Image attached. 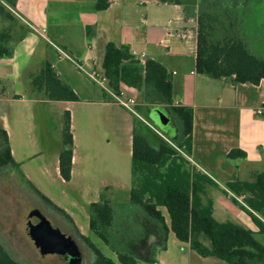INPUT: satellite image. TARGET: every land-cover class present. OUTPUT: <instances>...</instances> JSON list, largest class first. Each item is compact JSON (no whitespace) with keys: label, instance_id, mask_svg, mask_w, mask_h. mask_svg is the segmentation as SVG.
Returning a JSON list of instances; mask_svg holds the SVG:
<instances>
[{"label":"crops","instance_id":"crops-1","mask_svg":"<svg viewBox=\"0 0 264 264\" xmlns=\"http://www.w3.org/2000/svg\"><path fill=\"white\" fill-rule=\"evenodd\" d=\"M95 1L16 0L12 7L3 1L12 19L0 22V29L11 30L9 45L12 48L10 56L0 58V124L7 134L11 155L24 176L37 186L36 180L28 175L21 163L23 157L17 150L18 144L25 146L24 158L36 161L69 202L62 203L48 196L49 192L39 190L69 216L71 223L67 224L68 228L73 223L81 235L89 238V233H92L88 215L78 200L69 194V189L77 192L83 203L97 202L102 192L111 200L113 209L116 205L110 193L116 194L117 190H121L128 194L131 189L135 115L117 104L108 92L62 56L58 48L93 69L102 68L108 42L116 46L127 45L142 64L148 58L158 61L172 76L173 104L191 106L193 109L191 154L187 156L191 165L211 180L213 176L209 170L215 172L226 183L236 179L251 181L256 172L264 171V79L256 85L248 82L234 84L231 77L214 79L197 73L196 20L185 18L181 5L162 0H110L106 9L96 11ZM140 4L145 5L143 10H138L137 5ZM158 5L179 9L183 30L178 35V43L166 41V34L163 33L165 26L154 23L160 19L156 10ZM138 22L146 28L144 32L138 28ZM187 26L190 27L188 33ZM158 28L160 35H155L157 32L154 29ZM182 34L185 35L183 38ZM155 47L162 51H157ZM44 61L51 64L56 74L77 96V100L45 105L62 113L68 110L70 114L73 146L68 181L59 174L58 153L47 159L39 149L29 76L36 73ZM119 90L133 96L136 105L146 106L145 110L159 106L170 115L168 109L159 104L138 102L137 92L133 88L121 84ZM259 108H262L261 113L257 112ZM232 148H240L246 153L245 158H240L237 176L221 170V164ZM256 164L261 168L252 171L255 168L252 166ZM246 169L249 179L242 177ZM208 187L206 185L205 195L212 200L214 219L240 224L254 234L258 232L249 215L229 201V194L213 193ZM160 211L166 229L142 210L140 229L125 246L126 253L136 259L141 242L152 239L148 253L157 264H226L214 256H201L188 243L178 241L161 208ZM64 230L70 232L67 228ZM164 237L165 247L162 248ZM137 264L141 262L137 260Z\"/></svg>","mask_w":264,"mask_h":264},{"label":"trees","instance_id":"trees-1","mask_svg":"<svg viewBox=\"0 0 264 264\" xmlns=\"http://www.w3.org/2000/svg\"><path fill=\"white\" fill-rule=\"evenodd\" d=\"M2 1L10 7L16 2V0ZM242 1L248 7L249 0ZM162 2L181 5L185 18L196 20L195 70L197 73L214 79L231 77L234 84L248 82L256 85L264 79V58L258 57L246 46L237 29L239 19L241 24H245V11L240 18L239 12L235 16L229 6H225L224 13L204 8L201 5L204 0H162ZM109 3L110 0H96L94 9L104 10ZM0 5H3L1 1ZM3 7L0 22L10 21L12 18L6 6ZM10 41V28H1L0 58L12 54ZM101 66L112 91L118 92L121 84H124L136 90L138 102L141 104H159L168 109L176 124V134L166 132L165 135L177 149L190 156L193 109L191 106L173 104L172 76L166 68L150 58L142 64L130 52L127 45L116 46L113 42L105 45ZM29 77L35 109L50 102L77 100L75 92L61 80L48 61H44L40 69ZM62 115L58 168L62 179L68 181L73 139L69 111L64 110ZM176 148L161 138L150 125L134 117L131 154L133 185L128 192L129 201L139 205L150 219L164 229L166 228L160 208H165L170 230L177 240L188 243L190 248L201 256H214L224 260L226 264H263L264 245L256 239L250 229L231 221L218 222L214 219L212 200L205 195L206 185L214 182L207 175L198 172L195 167L188 168L186 166L188 161L177 152ZM245 157V151L240 148H232L226 154L228 159ZM6 166L15 168L26 186L56 211L69 217L24 176L19 164L11 155L7 134L0 127V168ZM225 187L235 196L244 197L243 201L247 207L241 206V208L249 214L258 232H264V171L256 172L251 181L236 179L227 182ZM234 201L236 202L235 199ZM86 210L89 215L90 231L105 244H109L106 229L112 226L114 219L111 200L101 192L99 201L88 205ZM81 237L93 253V264H137V260L132 255L118 250H114L116 253V261H114L103 254L88 237L83 235ZM161 247H165V237ZM0 264L22 263L13 259L0 242Z\"/></svg>","mask_w":264,"mask_h":264},{"label":"rangeland","instance_id":"rangeland-1","mask_svg":"<svg viewBox=\"0 0 264 264\" xmlns=\"http://www.w3.org/2000/svg\"><path fill=\"white\" fill-rule=\"evenodd\" d=\"M147 2L150 1L148 0ZM201 5L204 6V8H209V10L213 11H219L220 13L225 10V6H229L231 13L235 16L239 12L240 18L245 11V24H241V20L237 19V29L239 30L240 36L243 38L246 46L255 55L264 58V0H249L248 7L243 3L242 0H204ZM137 8L138 10H143L145 8V5H137ZM156 10L159 13L160 19L158 20V22L155 21L154 23L157 26H165L166 30L162 32L166 34V41L173 40L175 43H178L180 41L178 35L180 34L181 30H183L182 17L180 18V15H178L179 9L168 5H158V7H156ZM137 25L141 31L144 32L146 30V28H144L143 24H141L140 22H138ZM180 26L182 28H180ZM189 28L190 27L186 29L187 33L189 31ZM243 29L245 30V32ZM154 30L155 32H157L155 35H160L159 28ZM219 34L220 33H218V35ZM155 49L160 52L162 51L161 48L155 47ZM189 61L190 59L188 60V64ZM84 67L87 70L92 69L86 66ZM145 107L146 106L144 105L137 104L135 106L137 115H134L150 125V127L161 138H163L168 142V144L176 148L175 145L166 137V132H164L163 130L162 132L161 130H159L160 128L158 129L153 126L155 125L158 127V125L163 124V122L167 119L165 111H163L159 106L151 107L149 110H145ZM170 120H168V123L166 125L170 124ZM149 122H151L153 125ZM16 147L17 150L22 154L21 157H23V160L21 163L23 167L28 172V175L36 180L37 189L42 191L43 193L49 192L47 194L48 196H51L53 199H57L62 203L66 201L62 192L53 183H51L50 179L41 171L37 162L34 160L30 161L24 158L23 155L26 154L25 146L23 144H18ZM176 150L179 154H182L186 158V160L188 161L186 166L191 169L193 165H191V162L187 158V155L183 154L182 151L177 148ZM194 161H197L196 158H194ZM240 161V158L228 159L225 157L224 162H222L221 164V170L226 171L228 175L233 174L234 176H237L236 170L237 166H241ZM252 167H255L252 168V171H254L253 169L259 170L261 168L259 164L253 165ZM246 170L247 171L245 176H242L240 171L238 172V174L240 177L242 176L243 178L246 177L245 179H249L248 177L250 176L248 169ZM209 171L214 177H212L214 183L209 185L208 190L212 191L213 193L216 192L217 194L221 193L225 196L229 194V201L232 204H236L240 208L241 206L247 207L243 201V196H239V198L244 204L237 199V196L235 197L234 194L226 189V182L222 176L217 175L211 170ZM110 194L113 199L114 205L116 206H114L115 216L112 226L106 229L109 244H105L93 233H89V239L95 243L94 245H96L103 254L116 261V254L113 252V250L127 252V248L125 246L128 245L129 241L131 240L130 238L140 227L142 209L139 205L130 202L128 194L124 191L117 190L116 194ZM234 199L236 200V202L234 201ZM32 208L40 209L45 217L51 222V224L57 226L60 230L65 231L64 229L67 228L70 232L74 234L76 233L72 228H68L67 224L71 223V219L67 216H62L61 213L51 207L49 203L43 201L38 195L34 193L31 188L26 186L15 168L10 166L0 168V242L10 253L12 258L22 264H66L62 258L55 254H48L44 256L41 255L38 250L35 249L31 240L26 236L24 231V221L25 217ZM161 210H163L162 212H164L166 219L169 220L165 208H161ZM242 210L246 212L244 209ZM246 214L248 213L246 212ZM256 215L261 218L260 215ZM254 235L256 239L264 245V232H257ZM79 245L81 246V248H83V264H93L94 256L92 251L88 247H86L85 243L81 240L79 241ZM141 264H143V262ZM166 264L169 263L166 262Z\"/></svg>","mask_w":264,"mask_h":264},{"label":"water","instance_id":"water-1","mask_svg":"<svg viewBox=\"0 0 264 264\" xmlns=\"http://www.w3.org/2000/svg\"><path fill=\"white\" fill-rule=\"evenodd\" d=\"M3 5H0V15L3 13ZM167 119L158 128L165 131V125L170 120V115L165 111ZM1 127V124H0ZM25 234L33 243L35 249L41 255L58 254L63 257L66 264H83L84 256L76 241L66 232L61 231L57 226L45 217L38 208H32L25 217ZM152 239L142 241L137 253V260L143 264H157L148 253V246Z\"/></svg>","mask_w":264,"mask_h":264},{"label":"flooded vegetation","instance_id":"flooded-vegetation-1","mask_svg":"<svg viewBox=\"0 0 264 264\" xmlns=\"http://www.w3.org/2000/svg\"><path fill=\"white\" fill-rule=\"evenodd\" d=\"M62 118H63L62 112H59L55 108L48 109V107L46 106L42 108L38 106L35 109V124H36L35 129H36V134H37L38 141H39V149H40L41 154H43L47 159L52 157L54 153L59 152V149L61 146ZM170 118H171L169 122L170 124L165 126V132L174 134V132L176 131V124L174 122V119L172 117ZM68 192L69 194H71V196L75 197L78 200V202L82 205L83 209L88 215L86 207L96 202L83 203L81 199L79 198V196H77V192L71 189H69ZM99 199H100V196H99ZM71 228L74 230V232H76L75 234L72 232H66V230L63 232H66L72 236V238L76 241L78 247L80 248L81 252L83 253V248H81V246L79 245V241L81 240L84 242V240L82 239L81 234L77 231V228L73 223L71 224ZM86 247L88 246L86 245ZM140 247L141 245L137 249H140ZM138 251L139 250H137V252ZM55 255L63 259L61 255H58V254H55Z\"/></svg>","mask_w":264,"mask_h":264},{"label":"built area","instance_id":"built-area-1","mask_svg":"<svg viewBox=\"0 0 264 264\" xmlns=\"http://www.w3.org/2000/svg\"><path fill=\"white\" fill-rule=\"evenodd\" d=\"M0 1L3 5L6 6V4L2 0H0ZM32 28L34 30L38 31L34 27H32ZM184 36L185 35L182 34L181 37L183 38ZM58 50H59L60 54L64 57H66L68 60H70L75 65V67L77 69L84 72L91 81H93L98 86H100L105 92H108L117 104H119L120 106H122L123 108L128 110L129 112L137 115V113L135 111V106L137 103L136 99L133 96H128L123 90H119L118 92L112 91L108 85V78L106 77L104 70L102 68H100V69H95V68L93 69L92 68L91 70H87L81 63H79L77 60L72 58L68 53L64 52L63 50H61L59 48H58ZM257 112L261 113L262 108H259L257 110ZM237 199L240 202H242V200L239 197H237Z\"/></svg>","mask_w":264,"mask_h":264}]
</instances>
